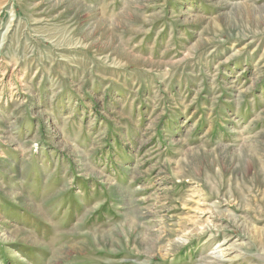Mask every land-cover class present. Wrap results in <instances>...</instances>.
<instances>
[{
	"label": "rangeland",
	"instance_id": "obj_1",
	"mask_svg": "<svg viewBox=\"0 0 264 264\" xmlns=\"http://www.w3.org/2000/svg\"><path fill=\"white\" fill-rule=\"evenodd\" d=\"M0 264H264V0H0Z\"/></svg>",
	"mask_w": 264,
	"mask_h": 264
},
{
	"label": "bare ground",
	"instance_id": "obj_2",
	"mask_svg": "<svg viewBox=\"0 0 264 264\" xmlns=\"http://www.w3.org/2000/svg\"><path fill=\"white\" fill-rule=\"evenodd\" d=\"M76 154V153H75ZM92 170V169H91ZM95 171V170H94ZM104 180V179H103ZM125 204V203H124ZM132 220V219H131ZM124 221V220H123ZM130 226V225H129ZM221 228V227H220ZM185 232V231H184ZM186 233V232H185ZM103 236V235H102ZM184 240V239H183ZM175 242V241H174ZM76 245V244H75ZM231 250L230 247H220L218 250H214V252L216 253L215 256L216 257H222L223 254H229V251ZM60 256V255H59ZM57 257V256H56ZM64 260V259H63Z\"/></svg>",
	"mask_w": 264,
	"mask_h": 264
}]
</instances>
